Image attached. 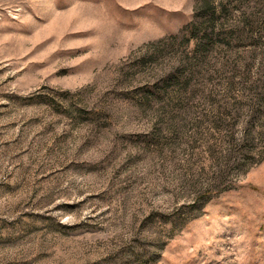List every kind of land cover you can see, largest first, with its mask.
Instances as JSON below:
<instances>
[{"label":"rangeland","instance_id":"rangeland-1","mask_svg":"<svg viewBox=\"0 0 264 264\" xmlns=\"http://www.w3.org/2000/svg\"><path fill=\"white\" fill-rule=\"evenodd\" d=\"M199 1L0 0V264H264V45L189 77Z\"/></svg>","mask_w":264,"mask_h":264},{"label":"trees","instance_id":"trees-1","mask_svg":"<svg viewBox=\"0 0 264 264\" xmlns=\"http://www.w3.org/2000/svg\"><path fill=\"white\" fill-rule=\"evenodd\" d=\"M232 10L236 15L230 21ZM196 12L181 30L184 46L193 40L191 51L195 54L187 63V69H191L189 77L197 62L206 63L204 60L216 49L260 42L264 45V0H200Z\"/></svg>","mask_w":264,"mask_h":264}]
</instances>
